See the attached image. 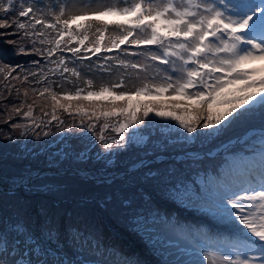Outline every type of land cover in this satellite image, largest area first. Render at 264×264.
I'll return each mask as SVG.
<instances>
[{
	"label": "snow or ice",
	"instance_id": "6c2138e0",
	"mask_svg": "<svg viewBox=\"0 0 264 264\" xmlns=\"http://www.w3.org/2000/svg\"><path fill=\"white\" fill-rule=\"evenodd\" d=\"M9 29L0 37L38 59L0 62V122L19 117L11 127L40 128L37 139L55 122L101 145L95 158L85 147L50 163L103 157L107 167L142 149L123 179L143 191L101 206L117 200L151 233L172 225L152 207L159 192L217 225L180 229L187 258L163 264H264V0H0V30ZM257 115L258 126L228 135ZM108 250L94 230L62 226L55 209L0 213V264H109L96 259Z\"/></svg>",
	"mask_w": 264,
	"mask_h": 264
},
{
	"label": "trees",
	"instance_id": "16d2710c",
	"mask_svg": "<svg viewBox=\"0 0 264 264\" xmlns=\"http://www.w3.org/2000/svg\"><path fill=\"white\" fill-rule=\"evenodd\" d=\"M0 31L11 30L9 29ZM13 39H16V37H0V62H3L4 64L10 66H15L24 65L31 60L38 59V57L34 55H23L17 53L15 51V46L7 43V41ZM16 123L23 124L25 123V121H23L19 117H16L15 119L9 120L7 123L0 122V179L3 180L8 179L9 177H14L16 175H21L23 173H14L13 175H11L12 166H6L15 164V157H17L21 153H23L26 157L33 158L34 156H38L37 149H40L39 152L41 154H46L47 152L52 150L46 147L44 141L50 138L53 134L55 138H57V134H61L65 138L74 137L78 134H68L67 131L61 133L54 126V122L53 125L48 126L51 129L52 134L40 139V141L35 144V146L31 147L27 152L25 148L20 149L22 141L24 140V136L18 139L17 135L15 134V128L11 127V125ZM259 123L260 120L259 116L257 115L255 120H253L250 125L236 127L231 130L228 135L235 137L245 131L247 127L256 124L259 125ZM36 129L34 130V132L36 131ZM46 130L48 129H45V131ZM137 131L145 132L146 130L141 127ZM34 132L30 130V135L26 138V140L32 139L31 135ZM107 135L115 136V133L109 132ZM90 136L91 134H89V137ZM8 137H11V140H9ZM88 140L90 142L87 147L90 149L89 155L93 157L99 151L101 145L99 143H95L94 138ZM92 143L94 144L92 145ZM192 149L199 151L201 150V145L197 143L192 146ZM203 150L206 151L207 149L205 148ZM53 153L57 154L56 152ZM63 153H75L68 142L65 143ZM140 153H142V149L133 146L130 150L112 157V159L115 161L114 164L107 167L104 165L98 168H93L90 164V160L87 163L81 164L74 162L72 160V157L69 156L67 160L62 161L63 165L61 166V168H57L65 169L72 166H76L75 168H77V166H80L84 169H91V171L110 170L114 169L115 167L118 169H126L130 163L138 158ZM2 154H10L8 157V161H3L1 159V157L3 156ZM40 161L41 160H39V162ZM46 161L48 160L46 159ZM43 167H45V165H37L36 167H28L27 170ZM66 177L67 176H62L61 174H52L45 177H39L33 184L27 187V192L15 201V204L12 208L0 205V213H2L4 216H9L16 210H22L32 216H35L39 208L49 207L52 200H43L41 197L46 194L47 190H51L55 193V196H52V193H50L52 199L56 198L57 195H59L60 198V202L56 211L60 216V222L62 226L74 225L81 229L87 228L90 230H94L95 233L99 236L102 244L105 243L114 247L118 246V244L121 243V240H119L120 236L122 237L123 242H127L129 239H135L140 243V247L142 249L141 252L144 253L146 259L149 260L155 258V254L151 248L150 243L152 237L150 236L148 231L142 228L135 227V221L132 218L131 212H123L120 209L117 200L110 201L107 206H101V201L107 195L115 193L116 196L119 197L122 190L131 194L133 191L139 192L143 191V189L139 188L138 185L133 184L131 180L125 183L124 179L122 178L111 181L110 183H94L90 180H86L85 183H82V178L77 175H72L71 181H66ZM71 193H78L80 197L74 198V202L68 204L67 202H65L66 199L64 198L68 197ZM1 197L2 192H0V199ZM187 203V200L183 204L179 202H172L165 199L159 192H156L153 196L152 207L157 210L162 216L169 218V220L171 219L173 223H177L181 222L182 219H184L189 213L193 212L192 208H190V205L185 206ZM162 262L163 261H160L159 264Z\"/></svg>",
	"mask_w": 264,
	"mask_h": 264
},
{
	"label": "rangeland",
	"instance_id": "374dc122",
	"mask_svg": "<svg viewBox=\"0 0 264 264\" xmlns=\"http://www.w3.org/2000/svg\"><path fill=\"white\" fill-rule=\"evenodd\" d=\"M45 2H47V0H45ZM51 2H52V4H56V3H58V0H51ZM14 130H15V134L17 135L18 139L22 138L24 136V140L22 141L20 149L25 148L27 150V152L31 147L35 146V144H37L40 141V139L45 138V136H43V135H40L39 139L36 138L35 134L41 133V131H42L40 128L36 129V131L31 135L32 139H29V140H26V138L30 135L29 132L26 133L25 135H20L21 129H14ZM68 134H70V133H68ZM81 135H82V133H78L74 137L65 138L63 135L57 134V138H55V136L53 134L50 138H48L44 141V144L46 145V147H48V149L52 150L53 152L61 153V152H64L65 143L68 142L69 145H71V147L73 148L74 152L78 153L81 150H83L85 147H88V145L90 143L88 139H80L79 137ZM93 144L94 143H92V145ZM37 151H38V156H34L33 158H29V157H26L23 153H21L20 155L15 157V164H12V165H6L5 164L6 166H12L11 175H13L16 172L17 173L23 172V171L27 170L28 167H33V166L36 167L37 165H45L46 167H56V168L57 167L61 168V166L63 165L62 161L60 163H50V161H52L54 158L56 160H59V157L55 153H53L52 151H49L46 154H41L39 152L40 149H37ZM100 151H101V148L93 156V158H95ZM10 154H11V151H10ZM10 154H5V155L2 154L3 156L1 157V159L3 161H8V159H9L8 157ZM46 159L48 161H46ZM39 160H41V161L39 162ZM72 167L75 168L76 166H72ZM77 168L84 169L83 167H80V166H77ZM84 170L88 171L90 175H99V174H101V172L105 173V170H98V171H91V169H84ZM113 171H118V174L120 173L119 172L120 170H115V169H111L107 172H113ZM106 175H108V174H106ZM106 180H102L100 182L103 183ZM50 193H52V196L53 195L55 196V193L53 191L47 190L46 194L41 198L43 200H45V199L53 200L55 207H57V205L59 203L57 200H54L51 198ZM22 194L23 193H20L19 195L21 196ZM76 197H80V195L78 193L77 194L71 193V194H69L68 197H66L64 199H66L65 202L70 204V203L74 202V198H76ZM57 198L59 199V195H57ZM158 234L162 237L163 242H165V246H167V247H169V245H168L169 242H171L172 240H174L177 237V236L175 237V235H177V231L174 227H169V228L166 227L165 228V227L161 226V227H159ZM166 251L167 252H166L165 257L172 258L174 261L178 259L177 256L174 254V249H172V243H171V249L166 248ZM105 260H107V259H105ZM101 261L103 262L104 259H101Z\"/></svg>",
	"mask_w": 264,
	"mask_h": 264
},
{
	"label": "bare ground",
	"instance_id": "6f19581e",
	"mask_svg": "<svg viewBox=\"0 0 264 264\" xmlns=\"http://www.w3.org/2000/svg\"><path fill=\"white\" fill-rule=\"evenodd\" d=\"M90 164L92 165L93 168H98L100 166H104L105 165V160L103 157H101L100 159H91L90 160ZM73 167H68L66 169H64L63 172L58 173L61 174L62 176H67L66 177V181H71L72 179V175H74L72 172H70V169H72ZM44 169H57L56 167H43V168H37V169H32V170H25L23 171V173L21 175H16L14 177H9L8 179H0V192H2V197L0 199V205H4V206H8L10 208H12L15 204V201L17 199H19L21 196H23L26 192H27V188L21 184V180L22 179H26L28 186H30L31 184H33L39 177H45V176H49L52 175L50 173H37L40 175H37L33 178H30L31 175L37 171L40 170H44ZM69 170V171H68ZM17 173V172H16ZM102 174V177H109L111 176V174L108 175H104ZM82 178V183H85L87 178L86 177H81ZM20 193H23L21 196L19 195ZM29 197V195H28ZM54 200H57L58 203L60 202V198L58 199L57 197L54 198ZM58 207V205H57ZM57 207H55L54 202L52 200V202L50 203L48 209H55L57 210ZM36 215V214H35Z\"/></svg>",
	"mask_w": 264,
	"mask_h": 264
},
{
	"label": "water",
	"instance_id": "95a60500",
	"mask_svg": "<svg viewBox=\"0 0 264 264\" xmlns=\"http://www.w3.org/2000/svg\"><path fill=\"white\" fill-rule=\"evenodd\" d=\"M81 170H82L81 168H72V169H70V172H72L74 175H77L79 177H85V172L81 171ZM63 171H64V169H44V170H40V171H37V172L33 173L30 178H33V177H35L37 175H40V174H37V173H41V174H44V173L58 174V173H61ZM87 173H88L87 179H90V180H92L94 182H100V181H102V179H104V177H102L100 175L93 177V176H91L89 174L88 171H87Z\"/></svg>",
	"mask_w": 264,
	"mask_h": 264
},
{
	"label": "clouds",
	"instance_id": "9594fccd",
	"mask_svg": "<svg viewBox=\"0 0 264 264\" xmlns=\"http://www.w3.org/2000/svg\"><path fill=\"white\" fill-rule=\"evenodd\" d=\"M103 172H101V174H102ZM100 175V174H99ZM92 176H94V175H92ZM92 181V180H91ZM94 182V181H93Z\"/></svg>",
	"mask_w": 264,
	"mask_h": 264
}]
</instances>
